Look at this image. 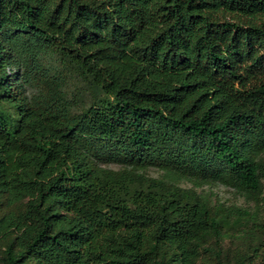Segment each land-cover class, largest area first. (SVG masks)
<instances>
[{"label": "trees", "instance_id": "obj_1", "mask_svg": "<svg viewBox=\"0 0 264 264\" xmlns=\"http://www.w3.org/2000/svg\"><path fill=\"white\" fill-rule=\"evenodd\" d=\"M48 52L100 107L53 102ZM150 167L259 200L264 0H0V264H194L229 210Z\"/></svg>", "mask_w": 264, "mask_h": 264}, {"label": "rangeland", "instance_id": "obj_2", "mask_svg": "<svg viewBox=\"0 0 264 264\" xmlns=\"http://www.w3.org/2000/svg\"><path fill=\"white\" fill-rule=\"evenodd\" d=\"M43 65L46 70V90L50 91L55 104L72 115L79 114L89 107L102 105V92L87 75L63 56L48 52L43 57ZM12 72L18 73L15 69H12ZM24 90L28 98L37 94V89L28 85H24ZM99 165L114 171L129 169L118 161H107ZM138 172L150 178L164 180L169 185L193 188L212 207L221 204L229 210L230 223L222 229L219 239L208 237L202 242L194 264H264V237L251 232L254 221L264 220V178L263 193L259 200H256L244 192L220 183L195 186L190 182L174 179L153 167ZM24 202L13 209H21ZM214 253L218 254L219 258H216Z\"/></svg>", "mask_w": 264, "mask_h": 264}]
</instances>
